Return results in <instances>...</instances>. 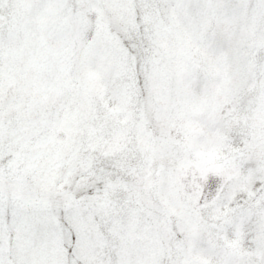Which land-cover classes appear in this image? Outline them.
Returning <instances> with one entry per match:
<instances>
[{
  "label": "snow or ice",
  "instance_id": "snow-or-ice-1",
  "mask_svg": "<svg viewBox=\"0 0 264 264\" xmlns=\"http://www.w3.org/2000/svg\"><path fill=\"white\" fill-rule=\"evenodd\" d=\"M0 264H264V0H0Z\"/></svg>",
  "mask_w": 264,
  "mask_h": 264
}]
</instances>
